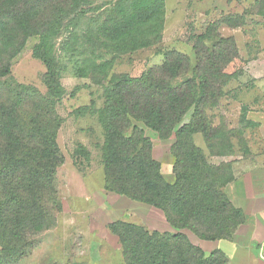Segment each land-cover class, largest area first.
Here are the masks:
<instances>
[{
	"label": "trees",
	"instance_id": "1",
	"mask_svg": "<svg viewBox=\"0 0 264 264\" xmlns=\"http://www.w3.org/2000/svg\"><path fill=\"white\" fill-rule=\"evenodd\" d=\"M85 1L0 0V77L10 74V59L26 37L37 34L33 53L45 65L47 89L42 95L16 85L0 94V264L21 260L36 236L56 224L62 209L55 187L56 169L63 162L55 104L63 89L54 39L64 12ZM164 9V0H116L97 27L101 46L114 54L150 46L161 38ZM222 22L231 24L230 18ZM210 31L207 27L200 37ZM164 56L161 65L137 77L111 75L97 116L104 134V188L161 210L176 231L125 221L110 222L107 228L117 237L125 264H229L223 251L206 253L181 231L206 241L230 240L244 220L223 190L232 180L228 167L210 164L193 141L200 133L211 148L215 129L203 108L219 91L220 75L212 56L202 66L197 56L189 77L188 58L170 51ZM109 65L104 61L95 69L105 77ZM189 111V120L181 123ZM138 122L160 139L174 136L172 181L152 158L151 141Z\"/></svg>",
	"mask_w": 264,
	"mask_h": 264
},
{
	"label": "rangeland",
	"instance_id": "2",
	"mask_svg": "<svg viewBox=\"0 0 264 264\" xmlns=\"http://www.w3.org/2000/svg\"><path fill=\"white\" fill-rule=\"evenodd\" d=\"M115 1L86 0L63 14L54 39L63 89L55 104L63 158L55 187L62 209L56 224L37 235L32 249L12 264H125L117 237L108 231L110 222L162 231L161 210L104 188V134L97 112L111 75L137 77L161 65L167 51L188 58L187 77L193 74L197 56L200 66L212 56L218 69L219 91L203 108L215 129L211 148L200 133L193 135V141L210 164L228 167L232 180L224 185V192L232 182L255 187L264 183V0H164L161 38L148 47L114 54L101 46L97 27ZM223 18H230L231 24ZM207 27L210 35L200 37ZM38 41L37 34L26 37L11 57L10 74L0 77L1 95L16 85L47 94L45 65L33 53ZM104 61L111 62L105 77L95 69ZM190 115L191 111L181 123ZM137 125L151 141V156L160 163L161 173L172 181L174 136L160 139L142 123ZM203 250L208 253L209 246L203 245Z\"/></svg>",
	"mask_w": 264,
	"mask_h": 264
},
{
	"label": "crops",
	"instance_id": "3",
	"mask_svg": "<svg viewBox=\"0 0 264 264\" xmlns=\"http://www.w3.org/2000/svg\"><path fill=\"white\" fill-rule=\"evenodd\" d=\"M262 173L264 176V168ZM228 187L225 190L228 198L235 207L241 209L244 217L230 240L206 241L187 229L181 231L202 249L203 245H207L209 251L214 248L223 251L229 264H264V183L261 187H255L253 183L239 185L232 182ZM163 225L162 231L175 230L165 220Z\"/></svg>",
	"mask_w": 264,
	"mask_h": 264
}]
</instances>
